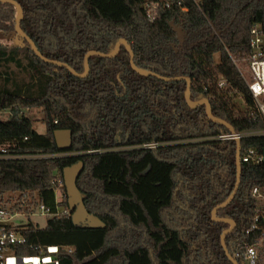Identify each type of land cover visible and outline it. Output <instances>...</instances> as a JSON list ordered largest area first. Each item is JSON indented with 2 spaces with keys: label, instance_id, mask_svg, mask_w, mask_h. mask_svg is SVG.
<instances>
[{
  "label": "trees",
  "instance_id": "trees-1",
  "mask_svg": "<svg viewBox=\"0 0 264 264\" xmlns=\"http://www.w3.org/2000/svg\"><path fill=\"white\" fill-rule=\"evenodd\" d=\"M15 1L20 28L43 56L80 74L88 51L109 53L124 38L137 67L188 76L191 101L207 99L212 115L236 133L264 129L236 66L249 54L250 29L264 31V0H169L153 20L146 0ZM15 14L0 3V30L11 26L12 37ZM88 65L78 77L42 61L19 37L0 44V111L10 114L0 120V148L9 156L0 157V208L30 215L42 204L51 216L44 227L17 225L25 242L13 245V254L33 257L55 246L56 264H232L220 242L228 225L210 217L236 181V142L218 137L229 130L211 121L204 105L186 103L185 80L136 73L123 45L113 57L90 55ZM33 107L41 108L44 133L26 116ZM57 129L71 130L70 148H57ZM240 145V155H260L264 134L244 136ZM78 161L83 204L104 228L76 225L60 212L68 210L63 168ZM254 187L264 195V163L241 161L235 197L216 216L235 222L224 237L229 253L261 240L257 264H264V204Z\"/></svg>",
  "mask_w": 264,
  "mask_h": 264
},
{
  "label": "water",
  "instance_id": "water-1",
  "mask_svg": "<svg viewBox=\"0 0 264 264\" xmlns=\"http://www.w3.org/2000/svg\"><path fill=\"white\" fill-rule=\"evenodd\" d=\"M0 3L2 4H11L12 6L15 7L17 16L15 18V24H14V34L19 37L21 40L26 41V43L30 46L31 50L35 53V55L40 58L42 61L49 63V64H54L57 66H64L66 67L72 74L78 76V77H85L88 74L89 71V65H88V57L90 55H99L102 57H113L116 55L118 50L120 49V46L123 45L125 49L127 50L129 54V64L131 68L138 74L141 75H151L155 76L160 80L163 81H177V80H185L186 81V89L184 93V98L186 103L190 107H195L197 105H204L205 106V111L207 117L220 125H223L229 130V133H235L233 127L226 122L225 120L216 118L215 116L212 115L211 112V106L208 102L207 99H200L197 100L196 102H192L190 99V84L191 80L188 76H176V77H167V76H162L160 74H157L155 72H151L148 70L140 69L137 67L134 63V54L133 51L130 48V45L127 43V41L124 38H119L114 46V49L109 52V53H101V52H96V51H88L85 56H84V64H83V72L82 73H77L71 66L67 65L66 63L49 59L45 56H43L38 48L36 47L35 43L33 40L22 31L20 28V20L22 18V8L18 2L15 0H0ZM174 30L180 39L182 41L183 39V32L179 27H174ZM53 137L55 144L58 149L64 150L68 149L71 146L72 143V132L69 129H57L53 132ZM236 153H235V165H236V181L233 187L232 192L228 195V197L220 204L215 206L211 212H210V217L213 221L217 222H223L228 225V228L223 230L221 235H220V242L221 246L224 250V253L227 257V259L232 263V264H240L228 251V249L225 246L224 243V237L226 234L232 231V229L235 227V222L234 220L230 218H225V217H217L216 212L218 209L225 207L228 205L232 199L235 197V194L238 190L239 183H240V168H241V160H240V139H236ZM262 162L264 163V149L262 152ZM83 168V162L78 161L70 166H66L63 168L62 176H63V183L66 191V196H67V202H68V210L71 213V220L74 224L78 225L81 224L83 227L86 226L88 228H104L105 225L94 215L90 214L84 204H83V196L80 193V191L77 188V179L81 173V170ZM49 264H55L54 262H51Z\"/></svg>",
  "mask_w": 264,
  "mask_h": 264
},
{
  "label": "built area",
  "instance_id": "built-area-1",
  "mask_svg": "<svg viewBox=\"0 0 264 264\" xmlns=\"http://www.w3.org/2000/svg\"><path fill=\"white\" fill-rule=\"evenodd\" d=\"M194 1L197 4L199 2L198 0ZM169 6V0H146L144 8L146 16L153 20L162 8ZM185 10V8L181 9V11ZM236 66L254 99L257 109L264 115V31L259 26L254 25L250 29L249 54L242 65L244 69L242 70L238 63ZM222 84L223 82L220 83V86ZM263 134L264 129H261L244 133H227L218 137L222 140H236L244 136ZM0 157H9L4 148H0ZM240 160L259 163L262 162V154L257 155L254 150L249 149L244 155H240ZM2 182L0 178V186H6ZM252 194L264 198V195H261L256 187L252 189ZM37 208L40 211L39 214L49 215L50 213L49 209L42 204H39ZM60 212L70 213L69 210H60ZM19 214L22 213L13 212L10 215V212L0 208V264H49L51 262L56 264L55 255L58 249L55 246L48 247L46 251H41L38 256L33 257H17L13 254L11 247L25 242L24 236L17 231L16 226L9 223L12 216ZM260 242L261 240L259 243L247 245L243 253L237 252L235 257H240L243 264H257L259 254L256 245L261 244Z\"/></svg>",
  "mask_w": 264,
  "mask_h": 264
},
{
  "label": "rangeland",
  "instance_id": "rangeland-1",
  "mask_svg": "<svg viewBox=\"0 0 264 264\" xmlns=\"http://www.w3.org/2000/svg\"><path fill=\"white\" fill-rule=\"evenodd\" d=\"M16 16H17V12L15 14V18H16ZM10 27L3 29V30H0V44L11 46L13 44V41L15 42L18 40V37H12L11 35H8V32L11 29ZM11 31L13 32V30H11ZM214 58L216 61H218L219 56L215 55ZM238 64H239L240 68L243 70L244 69V66H242L243 63H238ZM11 68L14 70V72L18 76H24L23 73H21V71H19L14 66H11ZM236 101L240 105L242 110L245 109L244 102L242 101L241 98H238ZM25 113H26V116H28L31 120L32 128L38 133H44L45 132V126L41 120L42 119L41 108L33 107V108L28 109V110H25ZM9 116H10V114H9L8 110L0 111V120H7L9 118ZM7 195L8 194L6 193V196ZM10 196L12 199L15 198V194H11ZM16 199H18V198H16ZM261 203L264 204V198H261ZM8 206H10V205L8 204ZM39 212L40 211L38 210V208L36 206L32 210L30 215H26V214L22 213V214H19L17 216H12L9 223L13 226H17L20 224H24L27 221H31L33 224L37 225L38 227H44L47 219L51 216L39 214ZM12 214H13V212H10V215H12Z\"/></svg>",
  "mask_w": 264,
  "mask_h": 264
}]
</instances>
